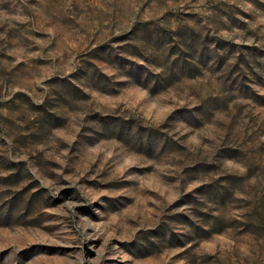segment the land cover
Here are the masks:
<instances>
[{"label": "rangeland", "instance_id": "obj_1", "mask_svg": "<svg viewBox=\"0 0 264 264\" xmlns=\"http://www.w3.org/2000/svg\"><path fill=\"white\" fill-rule=\"evenodd\" d=\"M0 264H264V0H0Z\"/></svg>", "mask_w": 264, "mask_h": 264}]
</instances>
